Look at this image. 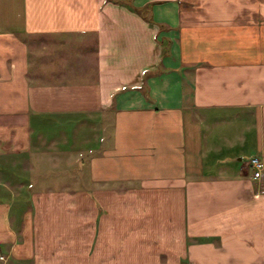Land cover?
<instances>
[{"label": "crops", "instance_id": "crops-1", "mask_svg": "<svg viewBox=\"0 0 264 264\" xmlns=\"http://www.w3.org/2000/svg\"><path fill=\"white\" fill-rule=\"evenodd\" d=\"M133 2L0 0L4 148L113 111L83 184L0 197V264H264V0Z\"/></svg>", "mask_w": 264, "mask_h": 264}, {"label": "rangeland", "instance_id": "rangeland-1", "mask_svg": "<svg viewBox=\"0 0 264 264\" xmlns=\"http://www.w3.org/2000/svg\"><path fill=\"white\" fill-rule=\"evenodd\" d=\"M111 1L126 5L134 12H137L132 8L134 6L143 8L152 5L148 3L138 7L133 0ZM137 13L143 17L140 12ZM144 15L152 18L151 11H145ZM162 44L164 52L169 50L170 44L164 42ZM88 116L87 119L81 118L79 123L68 122L61 126L46 123L45 137H39L36 131L32 139L33 148L29 152H14L0 144V151H9L8 155L0 156V197L6 200L4 196L7 198L22 196L21 198L26 201L32 192L44 189L41 187L44 183H48L49 186L51 183L59 185L60 182L71 185L83 184L84 165L81 166L79 162L85 161L88 143L93 142L94 147L100 148L107 142L111 132L113 111L108 110ZM0 120H4L3 116H0ZM88 128L91 133L86 132ZM74 129L75 138L71 136ZM249 148L247 146L246 149L251 152ZM20 201L22 199L18 202ZM23 206L26 207L27 203Z\"/></svg>", "mask_w": 264, "mask_h": 264}, {"label": "built area", "instance_id": "built-area-1", "mask_svg": "<svg viewBox=\"0 0 264 264\" xmlns=\"http://www.w3.org/2000/svg\"><path fill=\"white\" fill-rule=\"evenodd\" d=\"M249 165L253 168V178L260 179L264 168V160L259 156H253L249 159ZM264 189H261V192ZM3 258V257H2Z\"/></svg>", "mask_w": 264, "mask_h": 264}, {"label": "trees", "instance_id": "trees-1", "mask_svg": "<svg viewBox=\"0 0 264 264\" xmlns=\"http://www.w3.org/2000/svg\"><path fill=\"white\" fill-rule=\"evenodd\" d=\"M132 8L135 11L140 12L143 15L144 18H148L147 20L152 21L151 16L147 17L146 15H144V12L145 11H151V5L150 6L143 7V8H136L135 6L132 7ZM161 70H162V66L158 67V69H156V71H147V72H145V75H144V83H143L144 89L147 90V77H148V75L149 74H152V73H159Z\"/></svg>", "mask_w": 264, "mask_h": 264}]
</instances>
